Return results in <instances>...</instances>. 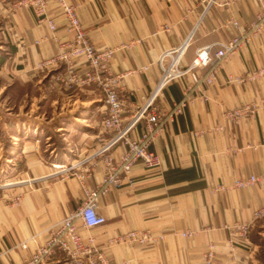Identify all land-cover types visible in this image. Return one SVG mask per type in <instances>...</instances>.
Masks as SVG:
<instances>
[{
  "label": "crops",
  "instance_id": "crops-1",
  "mask_svg": "<svg viewBox=\"0 0 264 264\" xmlns=\"http://www.w3.org/2000/svg\"><path fill=\"white\" fill-rule=\"evenodd\" d=\"M65 1L77 6L80 25L96 49H116L112 70L129 72L119 82L127 111L141 105L154 88L161 75L156 60L164 50L191 36L180 61L186 66L197 48L231 38L259 15L264 20V0L209 6L207 0ZM47 13L57 25L59 41L70 40L58 0H47ZM230 17L239 29L223 26ZM56 50L47 25L38 23L31 10L10 16L0 10V93L13 109L11 119L0 123V264L30 258L45 242L46 229L81 204L84 188L102 182L101 162L82 181L76 176L47 178L52 165L69 164L96 148L105 115L98 88H65L54 81L65 71L64 63L36 68ZM76 64L83 68V58ZM262 67L264 28L221 62L215 82L207 88L208 99L200 95V87L185 94L189 76L165 86L159 99L164 108L183 97L189 101L149 146L159 156V166L147 169L138 161L120 187L110 186L97 200L105 223L87 229L76 221L83 240L91 234L110 261L126 264H203L211 245L213 264H264V217L251 225L246 244L232 247L226 228L253 220L264 206V185L213 190L220 183L231 185L264 172V76L225 82L228 75L245 77ZM208 68L197 70L204 73ZM25 101L30 108L21 112ZM244 104L255 105L256 111L238 125L222 117L223 110ZM143 125L131 131L133 138ZM219 125L222 128L215 129ZM124 151L119 145L113 156ZM16 195L22 200L12 207ZM131 230H148L156 239L144 244L118 240ZM186 231L195 234L183 236ZM20 241L26 242L25 248ZM68 259L57 252L49 264H69Z\"/></svg>",
  "mask_w": 264,
  "mask_h": 264
},
{
  "label": "built area",
  "instance_id": "built-area-1",
  "mask_svg": "<svg viewBox=\"0 0 264 264\" xmlns=\"http://www.w3.org/2000/svg\"><path fill=\"white\" fill-rule=\"evenodd\" d=\"M236 0H207L210 4H230ZM62 8L66 30L72 33L68 41H59L56 36L57 25L47 13V0H0V10L7 16L29 9L32 11L38 23H45L50 30V39L56 41L57 50L48 59L39 62L36 68L47 70L64 63L65 71L55 76L54 81L65 88L95 86L101 92V101L105 105V115L101 120L103 135L98 138L97 146L92 152H82L75 161L69 164L52 165V171L48 174L55 180L62 181L69 176H76L80 181L91 173V170L102 164L103 178L101 184L94 189L84 188V198L81 204L69 212L59 221L50 225L47 231V238L30 258L25 259L21 264H49L57 252L64 253L69 259V264H126L123 262L110 261L95 244V238L89 234L86 240L80 235L76 221H80L87 229L100 226L105 223V217L97 209V200L105 195L110 186L120 187L123 178L132 170L133 165L140 161L147 169L155 168L160 164V158L154 151L149 149L150 144L156 135L165 131L168 124L175 116L179 115L187 106L188 97H183L168 109L161 106L159 99L162 91L170 82L182 80L189 76L191 83L185 85L187 94L193 87H200V95L208 99V87L215 82L221 62L236 52L241 45L248 44L250 38L262 31L264 20L262 16L249 23L245 29L231 38L213 44H207L196 49L195 55L190 64L181 66V58L189 45L191 36H188L179 46L164 50L156 60L161 70V75L154 88L144 99L143 103L135 106L131 111L125 110L124 98L121 96L119 82L129 72L115 73L112 70L111 62L116 52L115 48L96 49L85 31L80 25L76 14L77 6L67 3L65 0H58ZM232 25L239 29L238 21L230 17L226 19L223 26ZM38 43V41H36ZM25 46V44H21ZM77 58H83L84 67L76 64ZM209 66L204 73L197 69ZM264 76V67L248 73L245 77L228 75L225 82H242L254 80ZM256 111L253 104H244L237 108L223 110L221 115L224 119L238 125L242 119L252 116ZM144 125L139 136L133 138L131 131L141 122ZM222 126H216L220 130ZM123 145L125 151L114 157L113 151ZM252 185H264V172L250 174L241 179H236L231 185L218 184L213 190L225 191L229 188H246ZM3 185L0 184V187ZM22 200L21 195L11 198L9 205L17 207ZM264 217V206L256 210L253 220L246 223H238L226 226L229 233L231 246L246 244L247 233L254 221ZM195 232H183V236H191ZM156 237L148 230H131L121 235L119 241H136L141 244L152 242ZM21 248L26 247L25 241H20ZM214 247L211 245L204 253L203 264H213ZM233 264H239L235 261Z\"/></svg>",
  "mask_w": 264,
  "mask_h": 264
},
{
  "label": "rangeland",
  "instance_id": "rangeland-1",
  "mask_svg": "<svg viewBox=\"0 0 264 264\" xmlns=\"http://www.w3.org/2000/svg\"><path fill=\"white\" fill-rule=\"evenodd\" d=\"M9 100V99H8ZM10 101V100H9ZM8 101V102H9ZM34 102V101H33ZM21 105L23 106V109H21V112L22 110H27L30 105V101L28 103H21ZM5 107H9V109H11V111H5ZM18 109L16 108L15 111H17ZM12 112H13V109L11 108V103H7L6 100H4V97H2L1 93H0V123H5L8 119H11L12 117ZM24 114L22 113V118H26V116H23ZM55 140H61V137H59L58 139L56 138Z\"/></svg>",
  "mask_w": 264,
  "mask_h": 264
},
{
  "label": "trees",
  "instance_id": "trees-1",
  "mask_svg": "<svg viewBox=\"0 0 264 264\" xmlns=\"http://www.w3.org/2000/svg\"><path fill=\"white\" fill-rule=\"evenodd\" d=\"M263 250H264V246H263Z\"/></svg>",
  "mask_w": 264,
  "mask_h": 264
}]
</instances>
